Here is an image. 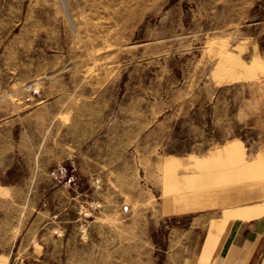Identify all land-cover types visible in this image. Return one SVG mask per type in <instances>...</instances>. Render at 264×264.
<instances>
[{
	"label": "rangeland",
	"instance_id": "1",
	"mask_svg": "<svg viewBox=\"0 0 264 264\" xmlns=\"http://www.w3.org/2000/svg\"><path fill=\"white\" fill-rule=\"evenodd\" d=\"M230 177L264 187V0H0V241L156 264Z\"/></svg>",
	"mask_w": 264,
	"mask_h": 264
},
{
	"label": "crops",
	"instance_id": "2",
	"mask_svg": "<svg viewBox=\"0 0 264 264\" xmlns=\"http://www.w3.org/2000/svg\"><path fill=\"white\" fill-rule=\"evenodd\" d=\"M232 61L242 68L237 59ZM218 73L215 72L216 84ZM233 152L235 149L227 150L230 155ZM233 163L235 167L245 164L229 162ZM231 179L225 184L233 188L230 196L236 197L233 206L225 209L219 218L193 221L186 231L176 227L175 241L158 249L162 257L156 264H264V187L254 185L255 188L248 189L242 177ZM0 261L4 264H61L50 247L23 237H17L10 247L7 241H0Z\"/></svg>",
	"mask_w": 264,
	"mask_h": 264
},
{
	"label": "built area",
	"instance_id": "3",
	"mask_svg": "<svg viewBox=\"0 0 264 264\" xmlns=\"http://www.w3.org/2000/svg\"><path fill=\"white\" fill-rule=\"evenodd\" d=\"M97 206H99L98 204L97 205H95V207H97Z\"/></svg>",
	"mask_w": 264,
	"mask_h": 264
}]
</instances>
